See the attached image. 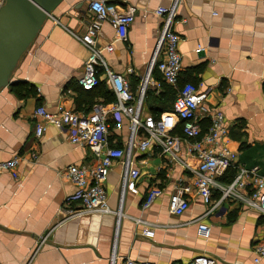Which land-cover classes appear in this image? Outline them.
Masks as SVG:
<instances>
[{
  "label": "crops",
  "instance_id": "crops-1",
  "mask_svg": "<svg viewBox=\"0 0 264 264\" xmlns=\"http://www.w3.org/2000/svg\"><path fill=\"white\" fill-rule=\"evenodd\" d=\"M90 1L64 0L22 58L13 83L0 91V161L15 154L21 159L18 179L0 172V264H123L126 257L187 264L197 255L212 256L217 264H264V257L254 260L257 245L264 242V216L240 201H225L207 214L208 204L191 192L183 214L170 211L175 185L191 174L158 148L133 153L141 171L136 194L127 191L121 199L123 165L109 170L104 183L115 212L69 216L68 209L80 207V197L66 169L95 162V157L52 123L37 137L35 110L44 106L51 112L88 113L97 102L116 100L105 67H99L95 89L78 84L89 49L76 35H83L94 19ZM107 1L135 9L127 40L118 39L117 27L103 21L97 44L114 43L112 52H103L106 66L126 75L136 92L159 41L163 17L155 10L176 0ZM173 29L181 38L179 85L193 82L207 91V104L222 111L229 125L224 144L236 154L235 165L218 180L231 182L239 166H258L264 174V0H177ZM153 77L161 79L157 70ZM167 85L147 91L144 112L170 118L175 122L171 133L182 137L174 98L164 95ZM210 126L209 119L202 120L203 133ZM129 132L125 118L121 129L112 128L109 144L125 148ZM155 186L163 193L144 207ZM145 222L152 226V236L143 234Z\"/></svg>",
  "mask_w": 264,
  "mask_h": 264
},
{
  "label": "built area",
  "instance_id": "built-area-1",
  "mask_svg": "<svg viewBox=\"0 0 264 264\" xmlns=\"http://www.w3.org/2000/svg\"><path fill=\"white\" fill-rule=\"evenodd\" d=\"M5 0H0V6ZM89 11L93 20L83 35H76L89 49V56L83 71L78 77V84L84 90L95 89L100 83L99 67L107 70V82L115 92L116 100L112 103L97 102L88 113L71 110L51 112L40 106L35 116L40 120L36 125V136H43L46 124L52 123L60 129H66L73 144L86 145L92 151L95 162L74 163L66 169V177L78 188L80 207L68 209L71 217L85 214L113 213L108 202L105 188L106 176L115 164L123 165L121 175V199L127 191L139 192L138 180L141 171L133 161L134 151L146 152L154 148L161 149L162 154L172 163H178L191 174L186 181H180L170 195L169 209L175 215L183 214L190 206L188 194L195 192L208 204L207 214L228 200H237L247 209L257 211L264 216V174L258 166L250 169L240 167L229 183H223L218 177L235 165L236 154L224 144L229 125L222 111L210 108L207 104V91L200 90L193 82L179 85L182 71V55L179 51L180 35L173 29L177 15V0L169 7L159 6L155 12L163 17L159 41L145 75L135 92L128 77L107 68L104 51L112 52L114 43L105 46L97 44V36L103 21H109L117 27L118 39L127 40L131 24L135 20V9L125 10L107 0H91ZM199 48L198 51H201ZM128 72H133L128 67ZM157 70L161 79L153 77ZM176 88L173 114L181 123L183 136L171 133L175 122L170 118L157 119L151 113L144 112V99L149 89H161L163 83ZM127 118L129 138L125 148L111 146L109 136L113 127L121 129ZM209 119V131L203 133L202 120ZM196 158L195 165L188 162L183 154ZM20 157L14 155L8 160L0 161V172H8L18 179ZM219 191V197L216 193ZM163 190L155 186L148 191L144 207L150 206ZM141 221L140 219H138ZM143 234L152 236V226L145 222ZM206 226L201 229L206 230ZM255 262L264 257V242L257 245ZM123 264H156L151 260L126 257ZM187 264H217L216 258L197 255Z\"/></svg>",
  "mask_w": 264,
  "mask_h": 264
},
{
  "label": "water",
  "instance_id": "water-1",
  "mask_svg": "<svg viewBox=\"0 0 264 264\" xmlns=\"http://www.w3.org/2000/svg\"><path fill=\"white\" fill-rule=\"evenodd\" d=\"M64 0H5L0 6V91L14 73L45 23Z\"/></svg>",
  "mask_w": 264,
  "mask_h": 264
},
{
  "label": "trees",
  "instance_id": "trees-1",
  "mask_svg": "<svg viewBox=\"0 0 264 264\" xmlns=\"http://www.w3.org/2000/svg\"><path fill=\"white\" fill-rule=\"evenodd\" d=\"M166 87H167L166 90H165L166 92L164 93V95L166 94L165 98L167 99L168 96H171V98H174V100H175V96L177 94L175 92V90H173V88L171 86H169V85H167ZM106 103H108V102H106Z\"/></svg>",
  "mask_w": 264,
  "mask_h": 264
}]
</instances>
